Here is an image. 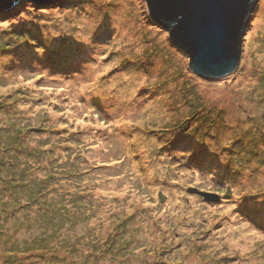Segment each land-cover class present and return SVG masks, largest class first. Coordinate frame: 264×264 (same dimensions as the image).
I'll return each mask as SVG.
<instances>
[{"label": "rangeland", "instance_id": "rangeland-1", "mask_svg": "<svg viewBox=\"0 0 264 264\" xmlns=\"http://www.w3.org/2000/svg\"><path fill=\"white\" fill-rule=\"evenodd\" d=\"M189 63L146 0L0 11V264H264V0Z\"/></svg>", "mask_w": 264, "mask_h": 264}, {"label": "water", "instance_id": "water-1", "mask_svg": "<svg viewBox=\"0 0 264 264\" xmlns=\"http://www.w3.org/2000/svg\"><path fill=\"white\" fill-rule=\"evenodd\" d=\"M19 1L0 0V11ZM146 1L153 19L165 26L172 42L189 55V65L195 73L215 78L239 67L245 29L259 0ZM191 190L209 200L221 199L217 192L194 187ZM231 192L229 186L226 195Z\"/></svg>", "mask_w": 264, "mask_h": 264}]
</instances>
